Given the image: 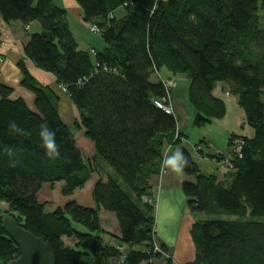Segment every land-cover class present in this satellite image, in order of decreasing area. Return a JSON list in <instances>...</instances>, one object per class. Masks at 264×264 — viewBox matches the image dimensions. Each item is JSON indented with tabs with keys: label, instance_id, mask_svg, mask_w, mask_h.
<instances>
[{
	"label": "trees",
	"instance_id": "1",
	"mask_svg": "<svg viewBox=\"0 0 264 264\" xmlns=\"http://www.w3.org/2000/svg\"><path fill=\"white\" fill-rule=\"evenodd\" d=\"M76 2L104 41L101 50L79 48L67 10L53 0H0L4 22L41 24V32L32 33L25 45V56L55 76L78 110L74 123L64 121L56 92L39 87L23 61L21 84L35 92L34 110L23 99H12V88L0 79V202L9 206L7 213L47 243L57 264L159 258L164 251L154 247L150 179L161 172L165 145L179 144L182 135L174 111L154 101L169 95L166 105L173 104L176 77H187L194 126L226 117L227 86L245 113L249 133H231L229 145L239 139L240 151L216 157L230 159L224 179L206 176L183 150L188 209L208 216L193 223L195 259L183 264H264V0ZM165 81L171 83L168 91ZM45 124L56 133L54 158L45 155L39 136ZM81 129L94 143L90 159L76 140ZM95 174L92 207L70 199L48 210V202L38 197L45 184L61 183L62 197L70 198ZM102 210L117 216L115 244L105 239L112 235L102 228ZM1 217L0 264H9L18 247ZM71 238L75 243L67 245L64 239ZM167 264H175L171 256Z\"/></svg>",
	"mask_w": 264,
	"mask_h": 264
},
{
	"label": "crops",
	"instance_id": "2",
	"mask_svg": "<svg viewBox=\"0 0 264 264\" xmlns=\"http://www.w3.org/2000/svg\"><path fill=\"white\" fill-rule=\"evenodd\" d=\"M53 1L59 6L62 5L67 10V20L71 33H74V25L79 28V30H77L79 37L77 38L75 36V38L80 49L89 51L92 49L101 50L105 46L101 36L100 40H92L89 36L85 35L84 29L85 31L87 30L85 27L88 26L90 31L91 27L89 23L84 21V11L79 7L76 0ZM121 12L122 11H119L118 13L120 14ZM0 31V79L12 88L13 93L11 94V98L23 99L31 110L35 109V92L27 89L21 84L23 72L19 67V63L23 61L24 66L28 68L39 87L50 88L56 92L57 96L54 97V99H56V107L63 120L71 124L74 123L78 117V110L75 109L68 94L59 88L55 76L36 67L35 63L25 56V45L30 40L32 33L41 32V24L34 21L29 23V25H23L19 20L6 23L0 15ZM81 32L84 34L81 35ZM176 78L174 79L177 80V85L174 86L171 92L173 98L172 105H174V113L178 117L177 127L178 133L182 135V141L176 145H165L163 159L167 154H170V150H174L175 148H180L182 150L188 149L201 171L206 176L212 174L217 175L219 179H224L228 171L221 161V158L218 159L216 157L220 155L228 156L231 153L232 149L229 145L231 133H249V129L245 123V113L241 106H239L236 98L232 97L235 99L232 100V103H236L239 108L242 109H240L241 111L239 112L240 116L238 119L228 121L226 117H224L219 120L210 121L204 126H194L193 121L196 117V110L188 99L190 80L187 77ZM172 80L173 77L171 81ZM228 96L231 97V95H225L224 99ZM78 137L81 138L84 143L85 149L89 146V148H91L90 153L94 155L96 153L94 143L85 138V131L82 129L78 130L76 140ZM79 145L81 148L83 147L82 143H79ZM83 153H85V156L88 155L84 149ZM87 158L90 159V155H88ZM160 171V174L150 179L158 206L157 212L155 210L154 213L155 224L158 220L156 225L157 228L155 227L154 242L158 247L166 248L165 255L168 258L171 256L175 264L189 263L195 259L196 254V246L194 245L192 235H190L191 228L196 220L194 215L185 213L186 210H188V202L185 193L182 191V183L187 177L183 170L177 173L171 169L161 167ZM95 183L96 182L91 185L88 192L84 190L86 185L83 189L77 190L73 194V197L80 201L79 204H84L89 207L95 205L92 196ZM47 185L48 187L50 186L49 183L45 184L41 191H44ZM49 189H51V187H49ZM100 217L102 228L112 235L111 237L105 234L106 241L110 244L117 243V238L115 237L120 235L117 216L102 210L100 212ZM176 219L181 225V228L179 227L178 232L171 235L170 229L173 226L171 224L176 223ZM125 248L126 247H124V249ZM139 264H167V259L164 258L163 255H160L158 260L143 261Z\"/></svg>",
	"mask_w": 264,
	"mask_h": 264
},
{
	"label": "rangeland",
	"instance_id": "3",
	"mask_svg": "<svg viewBox=\"0 0 264 264\" xmlns=\"http://www.w3.org/2000/svg\"><path fill=\"white\" fill-rule=\"evenodd\" d=\"M262 14H264V11H262ZM74 27V33H75V36L78 38L79 36V33L77 32V30H79V28L78 27H76L75 25L73 26ZM87 30V33H86V31H85V29H84V33H85V35L86 36H89L92 40H95V39H97V40H100V36L98 35V34H96V32H92V31H90V28L88 27V26H86L85 27ZM83 32H81V35L82 34H84ZM152 79H156L155 78V75L152 77ZM176 85V84H175ZM230 90H229V87H225V91H224V94H223V97L225 96V95H231V97L230 96H228V97H225V101H226V103H227V116H226V119L228 120V121H234L235 119H238L239 118V116H240V114H239V112L242 110L241 108H239V106L236 104V103H232V100H235V99H233V98H235L234 96H232V94H231V92H229ZM189 95V94H188ZM233 97V98H232ZM188 99H189V97H188ZM262 99L264 100V94L262 95ZM236 104V105H235ZM241 109V110H240ZM77 142L78 143H82L83 144V149H84V151L86 152V154H88V155H90V157H92L93 155H92V153H90V151H91V148H89V146H88V148L87 149H85V147H84V143L82 142V140H81V138H77ZM235 143H232V145H231V149L233 150L234 148H235ZM87 147V146H86ZM88 155L86 156V157H88ZM92 155V156H91ZM93 179L88 183V184H86L87 186L84 188V190L85 191H87L88 192V189L89 188H91V185L94 183V182H97L98 181V175H93ZM50 186L49 187H51V189H49V187H48V185H47V188L46 189H44V191H41L39 194H38V197L42 200V201H46V202H48V204H47V207H46V209H48V210H54V209H57V207H59V206H63L64 205V203L67 201V200H70V199H76L75 197H73V195L70 197V198H65V197H62V195H61V184H54V185H51V184H49ZM90 190V189H89ZM84 193V192H83ZM158 193V192H157ZM147 198H145V200H146ZM79 203H80V201L78 200V199H76ZM152 200L153 199H151L150 198V201L152 202ZM154 204H156V200H155V198H154V202H153ZM187 206V205H186ZM157 207V208H156ZM156 207H155V210H156V212H157V209H158V206H157V204H156ZM188 208V207H187ZM0 215L2 214V216L5 214V212H6V214H8L7 213V211H9V206L6 204V203H3V202H0ZM185 213H187L188 215H194V217H195V220H200L201 218L202 219H205V218H207L208 216L206 215V214H203V213H201L200 215L199 214H197V213H192L189 209L188 210H186V212ZM2 218V217H1ZM158 221V220H157ZM157 221H156V224H155V226L157 225ZM176 221H177V219H176ZM171 225H173L172 226V228L170 229V234L171 235H173L174 233H177L178 232V229H179V227L181 228V225L178 223V221L176 222V223H172ZM79 228H80V226H79ZM157 228V227H156ZM157 232V231H156ZM156 235V234H155ZM177 237V236H176ZM65 240V243L67 244V245H72V244H74L75 243V240H73L72 238L71 239H64ZM154 247H155V250H157L156 248H159L160 249V247H158L157 246V244L154 242ZM123 249H124V247H123ZM126 250V249H125ZM161 250L162 251H164L165 252V250L164 249H162V247H161ZM127 252V251H126ZM126 252H124V256H125V254H126ZM161 253V255H163V257L164 258H168L166 255H165V253ZM155 259H157L158 260V258H155ZM115 264H124L123 262H120V263H118L117 262V260H116V263Z\"/></svg>",
	"mask_w": 264,
	"mask_h": 264
},
{
	"label": "water",
	"instance_id": "4",
	"mask_svg": "<svg viewBox=\"0 0 264 264\" xmlns=\"http://www.w3.org/2000/svg\"><path fill=\"white\" fill-rule=\"evenodd\" d=\"M1 221L3 230L18 247V257L9 264H57L49 246L41 237L27 231L9 214L5 213Z\"/></svg>",
	"mask_w": 264,
	"mask_h": 264
},
{
	"label": "clouds",
	"instance_id": "5",
	"mask_svg": "<svg viewBox=\"0 0 264 264\" xmlns=\"http://www.w3.org/2000/svg\"><path fill=\"white\" fill-rule=\"evenodd\" d=\"M12 128L16 131L20 129L13 123ZM39 136L42 142V147L45 150V155L49 158H54L59 155L58 146L56 143V133L50 129L46 124L41 125ZM187 164V158L185 153L180 148L170 150V154H167L162 162V167L171 169L174 172H181L184 165Z\"/></svg>",
	"mask_w": 264,
	"mask_h": 264
},
{
	"label": "built area",
	"instance_id": "6",
	"mask_svg": "<svg viewBox=\"0 0 264 264\" xmlns=\"http://www.w3.org/2000/svg\"><path fill=\"white\" fill-rule=\"evenodd\" d=\"M96 30H97V28H96V26L94 27H91V31L92 32H96ZM165 84H166V86H167V91L171 88V83H170V81H165ZM170 96L168 95L166 98H163V101H160V100H155L154 102H155V104L157 105V106H159L161 109H163V110H165L166 112H168V113H173V111H174V106L172 105V104H170V103H168V105H166V102L168 101V102H170ZM234 143H235V150H237V152H239L240 150V148H241V146H240V144H241V141H239V139H237V140H234ZM224 165L226 166V167H228V168H231V162H230V159L229 158H225V160H224ZM157 250H155V251H159L160 249L159 248H156ZM119 261H118V263H120V262H123V263H125V257H121V258H119L118 259Z\"/></svg>",
	"mask_w": 264,
	"mask_h": 264
},
{
	"label": "bare ground",
	"instance_id": "7",
	"mask_svg": "<svg viewBox=\"0 0 264 264\" xmlns=\"http://www.w3.org/2000/svg\"><path fill=\"white\" fill-rule=\"evenodd\" d=\"M97 52V51H96Z\"/></svg>",
	"mask_w": 264,
	"mask_h": 264
}]
</instances>
